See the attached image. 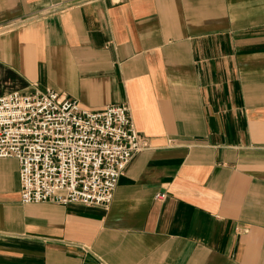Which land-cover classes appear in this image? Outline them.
<instances>
[{
  "label": "crops",
  "instance_id": "obj_1",
  "mask_svg": "<svg viewBox=\"0 0 264 264\" xmlns=\"http://www.w3.org/2000/svg\"><path fill=\"white\" fill-rule=\"evenodd\" d=\"M63 1L0 0V96L127 102L150 146L109 207L25 204L0 158V264H264V0Z\"/></svg>",
  "mask_w": 264,
  "mask_h": 264
},
{
  "label": "built area",
  "instance_id": "obj_2",
  "mask_svg": "<svg viewBox=\"0 0 264 264\" xmlns=\"http://www.w3.org/2000/svg\"><path fill=\"white\" fill-rule=\"evenodd\" d=\"M70 6L48 0L46 9L55 13ZM33 87L0 96V158L19 161L21 201L109 207L128 164L150 146L129 104L94 111L52 88Z\"/></svg>",
  "mask_w": 264,
  "mask_h": 264
}]
</instances>
